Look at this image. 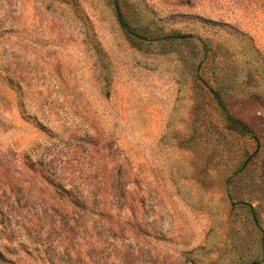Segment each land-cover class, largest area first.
<instances>
[{
	"label": "rangeland",
	"instance_id": "rangeland-1",
	"mask_svg": "<svg viewBox=\"0 0 264 264\" xmlns=\"http://www.w3.org/2000/svg\"><path fill=\"white\" fill-rule=\"evenodd\" d=\"M0 264H264V0H0Z\"/></svg>",
	"mask_w": 264,
	"mask_h": 264
}]
</instances>
